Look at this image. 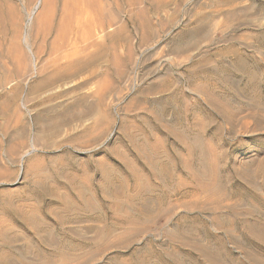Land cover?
<instances>
[{"label":"rangeland","instance_id":"1","mask_svg":"<svg viewBox=\"0 0 264 264\" xmlns=\"http://www.w3.org/2000/svg\"><path fill=\"white\" fill-rule=\"evenodd\" d=\"M41 1L0 0V232L17 240L2 264H137L138 257L173 264L171 253L181 264L264 258L246 230L264 223L262 181L250 185L230 176L257 174L264 163V0H92L107 28L88 41L84 55L99 52V60L77 78L32 88L39 83L33 76L17 89V53L27 62L35 54L41 67L49 58L46 43L58 36L66 0H53L51 29L38 33ZM70 36L71 44L84 45ZM203 169L231 181L201 179ZM56 172L66 177L59 183L71 212L89 217L69 225L88 242L73 251L79 240L53 232L61 258L46 262L39 254H58L54 238L45 248L32 238L23 260V236L33 233L22 217L39 226L45 217L39 182L50 190ZM107 183L103 198L100 186ZM211 185L209 202L205 193H192ZM134 209L147 212L148 222L133 220ZM225 221L219 230L215 223ZM175 230L207 249L212 263L191 247L178 248L168 236Z\"/></svg>","mask_w":264,"mask_h":264},{"label":"bare ground","instance_id":"2","mask_svg":"<svg viewBox=\"0 0 264 264\" xmlns=\"http://www.w3.org/2000/svg\"><path fill=\"white\" fill-rule=\"evenodd\" d=\"M73 1L74 0H66L65 4L61 10L62 11V17H61L60 27L58 30L57 39L54 42H52L51 44L46 43V49L49 52V58H48V60H46L44 62V64L41 67H38L37 56L35 54H33V53H30V55L28 54V56L30 57V61L27 62L26 61L27 59L26 60L24 59L23 55H21V52L17 51L18 53H17V57H16L17 59H16V66L15 67L16 68L18 67V71H20L19 74L21 75V79L19 81L15 82V84L16 83L18 84L17 89H19L21 87V85L27 84V82L33 76H37L39 78V83L34 85L32 88L37 87V86L52 84L53 82L61 81L64 79L77 78L78 76L83 74V72L88 67L94 65L95 62L97 60H99V58H100L99 52L94 53L90 57H87L84 54L89 48L88 41L90 39H92V37L98 36L97 35L98 33L105 32V30L107 28L106 24H105V20H104V16L102 13L101 6L99 3L98 4L94 3L92 0H84L80 6L72 7V6H70V3ZM43 2H42L43 7L37 9V10H39V13H38V15L36 14L37 17H36V20H35L34 25H33L34 30L38 31V33L39 32L45 33V32L50 31V29H51L50 23H51V21H52L51 19L53 17V10H52L53 5H54L53 0H43ZM33 17H34V15H33ZM111 26L112 25L110 24V27ZM71 27H72V31L70 30ZM70 34L71 35L77 34L79 36L77 40L81 39V41H84V45L78 46L76 43L71 44L72 40H71ZM115 37H116V34H113V37L111 38V40H113ZM57 53H59V54H57ZM54 54H56V55L54 56ZM26 63L30 64V67H28ZM4 68H8V67L5 66ZM7 70L10 71V69H7ZM11 70H12V68H11ZM7 72L5 71V74ZM3 73H4V71H3ZM15 75H17L19 78V75L17 74V72L15 73ZM2 76L4 77V74ZM12 77H13V75H12ZM8 78H9V76H8ZM3 79L4 78H2V81H4ZM11 82H13V81H11ZM225 119L227 121H230V122L232 121L231 118H225ZM195 146L196 145H194L192 147H195ZM26 154H27V151L25 153H23V155L21 156V159H23ZM204 158H205V156H204ZM234 169H236V168H234ZM99 172H100L101 178H103L104 180L107 179V176L109 174V173H107V170H103V171H99ZM111 174H112V172H111ZM210 174L208 175V171L203 169V171L200 173V178L201 179H209V177H210L209 180H211V178H212L213 179L212 182H214V183L217 182V184L219 183V185H221L220 183H223L224 181H228V180L231 181V177L235 181L238 180L239 182L247 183L250 185L255 183L257 179H259L262 181V184L264 186V163L262 165L261 172H259L257 174H254V173L253 174H249V173L248 174H242V173H239L237 170L236 171L233 170V172L231 174L229 173L231 177L227 173L223 174L221 176H219L216 173L217 175L215 177L213 176L214 177L213 178V177H211L213 174L212 175H210ZM53 178L56 181H55V185L53 187H51L50 190L46 186L47 184L44 181L39 182V187H38L39 197H40L41 203L43 204V206H41V208L45 207L43 209L45 217H43L39 226H34V224H33V226H29L27 224L26 221L31 222V219L28 218L29 215H27V217L26 216L22 217L23 218L22 223H26V225L28 226L27 228H29L30 231L33 233V237H30L26 234H25V236H23L25 247H24V250L22 249L23 251H20V257L23 260H25L28 256L26 246L31 244L32 238L36 239L39 244L42 243L44 245V248H45L49 245L48 241L50 239L54 238L52 235L53 232L57 233L58 236L62 239H64L66 236H68L70 234L74 239L79 240L78 243L81 242V245L80 244L78 245V243L76 245L74 243V246L71 248V249H73V251L83 249L85 247L86 242H88L87 241L88 238L85 239L83 235L73 232L69 226L72 223H76V221H80V220L87 218L86 213H83V212L73 213V212H71L73 207H74L71 204L72 201L69 199L67 194L63 191V189L60 188V183H59L61 180H65L66 177L63 174L56 172L51 179H53ZM136 179H137V177H136ZM195 179H198V178H195ZM193 180H194V178H193ZM203 181H205V180H203ZM214 183H212V184H214ZM252 186H250V187H252ZM100 187H101L100 188V194L104 198L108 194L109 185L107 183V185L104 184ZM214 187L212 186V187H210L211 189H206L202 186H199L194 191H192V193H195V194H204L205 193V195H206L205 199H206V201L209 202L213 199L211 197L213 196V191H214L213 188ZM207 188H209V187H207ZM211 190H213V191H211ZM139 193L140 192H138L136 198L138 197L139 201H141V196ZM222 196L226 197L227 195H222ZM216 200L214 201V203L216 202ZM132 212H133L132 215L129 214L131 216V218L133 216H136L137 219L139 218V219H141V221L146 222L148 220V216H147L148 213L147 212H144L141 209H134ZM46 218H49L51 221H48ZM227 224H229V223L226 221L223 223H218V224L215 223L217 228L221 231L225 230L224 225H227ZM42 227L48 229L47 232H42L41 231ZM51 227L54 228L55 231H49ZM244 227H246V226H244ZM70 229H71V231H70ZM194 229H195V227L186 230L184 233L185 236H188L189 234L191 235V233L194 231ZM218 229H217V231H218ZM13 230H14L13 228H10V231H13ZM246 230H247V235H248V239H249L248 241H250L251 244H254L257 247H259L260 250L264 253V223H259L257 225H248L247 224ZM178 231L175 230V231H170V233H168V236L170 238H172V239L175 238L173 241L176 240L175 245H177L178 248L181 249V245H183L185 247H191L190 249L193 251H196L205 261L208 259L210 260V258L208 256L209 255L208 253H210V252L207 249L201 247L200 245H199V247H195L194 244H196V243L189 242V240L181 239V231H179V232ZM106 232L107 233H105V236H106V234L109 236L112 233L111 230L106 231ZM226 233L228 234V233H230V231L226 232ZM71 236H69V237H71ZM233 237H235V236H233ZM212 239L215 242H217L218 244H221V246L224 243L218 236H214V238H212ZM59 241H60V239H59ZM16 242H17V240H15V238H9L6 236L5 232H3V233L0 232V251H1V253H0V264H2L5 260H8V257L10 255V253H9L10 251H8V249H13L15 246H17ZM89 242H91V241H89ZM95 242H92L93 245H95V247H98L96 245L97 243H95ZM53 243L55 244L54 248L58 251L57 255H55L54 253H46V251L44 249H41L39 251V254H41V257H43V259L46 262L53 261L54 259H58V257L59 258L62 257V254L60 253V252H62V250H58L57 246L59 245V242H57L56 238H54ZM222 247H221V249H222ZM145 249H146V247H145ZM216 250L218 251L217 248H216ZM161 253H164V252H160V254ZM160 254H159V256L162 255V254L161 255ZM171 254H173V253H171ZM171 254H168L166 256L175 258L173 264H181V261H179L177 259V258H179V256L177 254H174V256H171ZM212 254H213V252H212ZM254 255H248V257H247L248 260L250 259L251 264H264V258L259 257V255L258 256H254ZM164 256H165V254H164ZM141 259L142 258H140V257L137 258V260H136L137 264H144V263H142ZM143 262H144V260H143ZM210 262L212 263L211 260H210ZM233 262H235L234 264H240L236 260ZM213 263H216V261H213Z\"/></svg>","mask_w":264,"mask_h":264}]
</instances>
